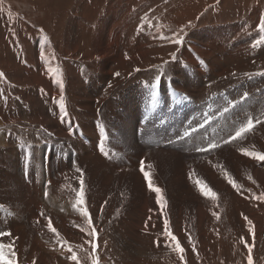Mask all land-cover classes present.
Masks as SVG:
<instances>
[{
    "label": "bare ground",
    "instance_id": "bare-ground-1",
    "mask_svg": "<svg viewBox=\"0 0 264 264\" xmlns=\"http://www.w3.org/2000/svg\"><path fill=\"white\" fill-rule=\"evenodd\" d=\"M112 1L106 14L99 21L98 31L94 33L93 39L90 41L91 52L82 56L94 62L93 65L91 63L90 65L96 66L94 71H98L100 75L96 78L93 76L85 77L83 81L87 84L86 88L82 86L81 89L80 87L81 76L79 75V65L76 63H72L66 68L64 74L66 83L63 82L61 75H56V71H50V69H54L53 66L57 65L56 54L58 51L56 45L51 43L46 37H40L35 42L31 41L28 38L29 36H27L25 43L31 48L23 59L25 62H22L18 67L6 60V51L9 50L6 47L14 46V40L12 41L10 37L7 40L5 38L3 46H0V52L4 56L0 66L3 67L2 69L6 72V75L9 73L11 81L16 85H19L21 82L19 80L24 78L21 84L24 88L22 95L25 101L23 104L28 111L24 108L19 109V112L26 116V118L22 117L26 124L17 130L13 128L8 130L4 124L10 120L7 117H0V126L2 127V130H0V155H3L0 158V162H5L7 169L5 172L3 171L4 178L0 175V232L1 228L5 227L7 228V233L10 232V235L6 236L7 238L5 239L0 236V245L8 246L0 249V264H12L13 261L15 264H49L55 260L62 261L65 247L57 246L53 243L52 240L56 236L57 231L53 233L47 227V224L51 221L53 228H55L58 221L64 222L65 215L60 211L63 203L67 210L73 207L74 204L80 211L84 208V205L77 204V192L80 188L81 177V172L77 171V169L81 170L80 167L83 164H87V167H96V169L112 168L122 180L126 177H131L129 178V188H137L141 192L138 195L137 203H135L137 209H128L122 215V212L119 211V215H121L119 218L120 222L113 225L117 231L111 230L113 232V234L111 232V237L113 238L111 244L114 249L132 251L133 253L135 251H151L150 255H138L139 257L129 253L131 264L175 263V260L172 259L173 255L169 251L176 248L177 241L183 251L194 247L198 249L208 247L212 241L215 244L211 247L214 249L219 247L218 249H220L219 240L221 238L216 234L211 237L212 231L217 229L218 220H223L218 216L220 207L226 209L230 201L236 200L241 205V213H249L251 206L258 205L264 208V199L256 195L249 196L250 189L257 191L259 196L264 195V161L257 158L258 155L264 154V75L261 73L251 78L246 73L248 71H244L245 78L240 80L238 76L243 72V65H239L241 67H239V73L235 76L234 73L238 68L235 63L242 55L233 58L236 53H241L242 48L249 49L252 47L256 43L254 40L255 36L261 35L264 39V29L256 27L259 25V23H256L257 21L252 23L238 22L235 24L234 22L226 23V19L223 18L225 23L217 24L215 20H211L206 29V36L203 37L202 30L199 29V31L193 30L191 32L189 37L193 39L189 43L190 50L188 51L187 47L184 46L179 57L184 62L188 61L187 63H190L193 69L197 70L198 76L195 74L191 77H185L184 75L183 77L181 75L182 72L177 69V65H170L171 76H169L168 80L162 78L155 88L153 85L156 84V81L145 87V84L134 82L135 85L131 84L129 90L122 88L118 93L110 96L116 86L124 85L128 81V77H125L123 72L129 66L136 69L140 58H142L141 55H144V52H135L132 55H128L127 52L132 43L130 35L133 32L131 33L130 31L135 27L139 29L138 25H142L143 17L138 12L139 8L137 6L140 5L141 7L148 3V0ZM221 1L224 6L231 4L234 7L232 0ZM251 1L245 0L244 4ZM254 1L261 3L262 0ZM238 6L239 3H235V7L238 8ZM221 8L222 6H220ZM81 9L82 7H80ZM190 9L189 6H185L178 11L177 15L184 19V13ZM220 11H218V15H220ZM133 12L138 13L134 14L133 19H131L129 14ZM182 22L183 20H181V24ZM103 24H106V26L102 27ZM246 24L250 28H257L256 31L250 32ZM66 28L64 54L70 56L71 53H80L81 45L79 40L81 36L78 33L77 23L69 22ZM128 32H130L129 36H127ZM22 42L21 40L17 44L21 45ZM254 52L256 53V50ZM147 53L145 51L146 55ZM215 53H219L221 58L227 57L230 61L225 63L226 60H223L219 64V61L214 59L216 58ZM179 58L176 63H183ZM255 61L256 59H253V62ZM174 67L176 68L173 69ZM222 68L226 71L225 80L220 76H216ZM37 73L40 74L37 75ZM116 73H119V75L117 76ZM210 74L217 77L214 82L219 87L215 89L212 87L209 93V87H204L202 90L196 89V85L207 84L208 75ZM94 75H96V72ZM114 78L115 82L110 84L109 82ZM251 79H254V87L250 86L247 88ZM61 81L64 85L63 95L64 91H66V85L72 91L71 94H73L75 99L72 107H67L64 100L65 108H60L61 89L59 82ZM229 83L231 85H227ZM232 83L239 84L233 86ZM3 85H6V83L3 82ZM31 86L41 87L40 90L37 89L35 91V88L33 89ZM106 86L111 89L102 93ZM154 92L156 93L155 99H153ZM213 92L214 95L216 94L215 96L212 95ZM100 95L103 100L114 101L113 106L116 111L120 112L123 110L130 113L124 123L121 122L122 124L120 123L121 125L118 126L120 127L119 131L123 133L121 140L112 132L114 127L109 120L111 121L115 116L111 109H107L108 115L106 114V118L99 119V121L96 120L99 111V108L96 107L98 105L96 97ZM178 95L185 97L187 100L181 101L177 97ZM230 97L234 105L228 115H236L239 119L233 125H228L226 129L225 116L227 113L220 111V109L227 108L225 100ZM199 98H203L201 102L203 106L201 107L197 104ZM216 98L219 100L218 102ZM66 100L69 102L67 96ZM128 100L129 102H127ZM34 101L40 107L37 104L34 108L35 111L32 110V112L31 106H34L32 104ZM44 101L45 104L43 103ZM152 103H155L156 106L149 107ZM181 103L184 105L177 106ZM204 103L210 105H205L204 107ZM161 104L165 106L164 110L159 108ZM171 105H173L172 111L168 112L167 107ZM129 107H132V109L130 108V110ZM204 110L206 112H203ZM218 111L224 114L214 121L216 128L213 131L219 134V138L215 142L222 144L217 149L211 150L197 159L188 156L180 159L174 150L176 142L165 145V141L168 139L182 135L183 138L186 137L182 141L185 148H192L197 143L201 147L205 146L206 142L202 143L204 136H210V128L207 126L213 122L209 123L210 116L213 119L215 117L214 114ZM65 112L67 113L66 116ZM42 114H45V119L47 120L46 129L44 128L43 130L48 135L41 133L40 129L37 130V128L32 126V122L36 123L37 121L35 116L41 118ZM146 115L149 119L146 120L144 128L149 126L153 129L163 121L164 116H169L166 124L162 126L164 129L162 130V127L158 128L153 134L152 144L150 143L153 147L149 144L148 139L140 141V136L137 134L144 125L142 117ZM194 115L199 116L196 121L190 117ZM117 116L121 118L120 113H117ZM249 118L256 125L245 133L242 138H237L226 144L223 143L224 139L219 140L221 137L229 135L234 128L233 134L242 124H246ZM96 122H104L100 128L103 137L107 136V139L103 140V151L99 148L101 139L99 124ZM70 129L74 130L72 134H70ZM161 131L166 132L165 134L169 135L170 138L155 139V135L160 137ZM49 134L58 139L60 143H63L61 148L56 150ZM195 134L200 135L201 139L196 140ZM70 136H73L74 139L73 143L68 144V141L72 142V140H69ZM46 141L49 146L46 167L45 165H40L35 175L25 176V171L16 166L17 160L22 157H35L39 160ZM124 147L129 150L135 148V153L131 154L124 151ZM114 150L118 153H114ZM249 153H255L257 156ZM141 161H144L145 171L150 174L154 187L161 189V195L165 198L163 207L157 203L155 192L149 189L148 180L141 173H137L141 171L139 170ZM57 170H59V173ZM133 171H136L135 177ZM103 173L106 172L103 171ZM108 177H105V179ZM229 177L240 186L239 191L229 183ZM86 178H88V175ZM47 180H49L48 186L45 185ZM95 180L98 179L95 178ZM122 180L120 183L116 181L117 183L113 184L111 182L113 188L96 183L93 186L95 189L90 187L89 191H87L89 199L95 195L100 196L99 201L95 198L96 201H93L94 206L92 208H90L91 206L87 207L93 221L92 226H96V231L100 233V240L96 239L98 244H101L102 236L106 231V227L102 230L99 225V217L102 210L112 212L115 209L111 204V202L115 201L110 200L112 198L110 194H113L115 188L120 186L121 183H127ZM196 181H201L203 187L216 195L214 197L205 195L201 190L202 185L197 184ZM4 187L8 188L4 190ZM85 187L86 182L84 181V189ZM123 188L125 189V187ZM109 196L110 199H108ZM243 202L252 204L244 208L242 207ZM115 203L114 205H116ZM116 208L119 209L118 207ZM133 211L137 212L132 214ZM81 215L83 213L79 216L84 217ZM108 218L109 215H106V219H102L101 225L105 224L106 226ZM87 219L86 217L85 220ZM165 219L168 220V227L172 230L171 233L176 237V241H172L170 244L163 241V237L166 236L163 234ZM249 227L251 230L256 231L255 223H252ZM123 228L130 232L123 231ZM65 229L69 234L68 236L81 234V231L77 228L66 226ZM242 235L240 233L239 237H242ZM192 237L198 238L200 243L196 245L192 243L190 241ZM208 237L209 242H205L204 239ZM217 237L218 243L216 244ZM144 238L149 239L145 241ZM161 251H166V253H161ZM12 253H15V255L13 256Z\"/></svg>",
    "mask_w": 264,
    "mask_h": 264
},
{
    "label": "rangeland",
    "instance_id": "rangeland-1",
    "mask_svg": "<svg viewBox=\"0 0 264 264\" xmlns=\"http://www.w3.org/2000/svg\"><path fill=\"white\" fill-rule=\"evenodd\" d=\"M244 1L245 0L243 1L242 0H232V4L234 3V7L231 6V4H226V6H224L221 0H148V3L146 5H143L145 7L143 6L140 7V5H138L137 6L139 8L138 12L140 13L141 17H143L142 22H141L142 25L141 26L138 25L139 29L135 27L132 29V31H130L131 33L133 32L130 35L132 38L131 39L132 43L130 44L127 54L132 55L135 52H144V55H141L142 58H140L139 65L137 66L136 69H134L132 66H129L128 69H126L123 72L124 73L123 75L125 77H128V81L124 85L116 86L115 89H113L111 93L112 95L110 96H113L115 93H118L122 88L129 90V88L131 87V84L135 85L134 82L142 83L143 85L145 84L144 87L148 86V84L150 85L151 82L152 83L155 82V78L158 75L161 76V79L166 78L168 80L169 76H171V73H170L171 67H169L170 65H173V66L177 65L176 66L177 69L183 73V74L181 73L182 76L184 75L185 77H191V76H194L195 74L198 76V74L196 73L197 70L193 69L192 65L190 63H187L188 61L184 62L182 58H179L181 51H182L181 49L184 46L187 47L188 51L190 50L189 43H190V40H192L193 38H190L189 35H191V32L193 30L195 31L198 29L202 30V36L204 37L206 36V33H207L206 29L208 28V24H210L211 20H215V23L217 24H223L225 23L223 22L224 20L223 18L226 19V23L234 22L235 24H237L238 22L252 23L253 21L254 22L257 21L256 23H259V21L261 20L259 25H257L256 27L257 28L260 27L264 29V27H261L262 23H264V0H262L261 3H258L252 0L251 2L247 4H244L245 3ZM112 2H113L112 0H0V46L1 45L3 46L5 38L7 40L8 37H10L12 41L14 40L13 42H15L14 46H10L9 48L6 47V49L10 50V51L9 50L6 51L7 53L6 60L9 61L10 64L16 65L15 67H18L20 64H22V62H25L23 61V59L26 53H28L31 48V47H28L27 44L25 43V39H27V36H29L28 38H30L31 41H35V42L38 41L40 37H46L51 41V43L56 45V48L58 51V53L56 54L57 65L53 66L54 69H57L56 75H59V76L61 75L63 77L62 78L63 82L66 83V77L64 76L66 72V68L70 64L76 63L77 65H79V75L81 76L80 77L81 78L80 87L81 89H82V86H84L83 88H86L87 84L83 81L85 77L93 76L96 78V77H99L100 75L98 71H94V68H96V66H91L94 64V62L89 59H85L82 56L87 55L91 52L92 46H91L90 41L93 39L94 33L98 31L97 28L99 26L98 25L99 21L104 17V15L106 14ZM235 3H239L238 8L235 7ZM185 6H189L191 9L184 13V19H182L177 15V13L180 9H182ZM220 6H222L221 9H220ZM80 7H82L81 10H80ZM242 7H245V8H242ZM83 8L85 9L83 10ZM219 10H221L220 15H218ZM136 13L134 12L130 13L129 18L133 19L132 17ZM75 18H77L78 20L77 19L75 20ZM181 20H183L182 24H181ZM78 21L80 24L78 23ZM69 22L77 23L78 33L81 36L79 40L80 45H81V48H80L81 52L76 53V54L71 53L70 56L67 54H64V49H63L64 48V34H65V31L67 29L66 27ZM83 25L84 27H82ZM105 26L106 24H103L102 27H105ZM257 28L249 27V31L253 33L254 31H256ZM130 32L127 33V36H129ZM151 33L152 35L150 36ZM236 33H237V30H236ZM175 36L184 37V41L182 45H176L171 42L175 38ZM21 40L23 41L22 44L18 45L17 43L21 42ZM254 40L264 41L263 36L261 35H258V37L255 36ZM201 41L203 43L202 39ZM255 50H256V53L254 52ZM145 51L148 52L147 55L145 54ZM240 52L241 53H236L233 57V58H236L237 56L242 55L239 58V60L235 63L238 68L235 70L234 76L237 73H239V69L241 68L239 65H243L242 67L243 72L239 74L238 76L240 80L245 78L244 71L245 72L248 71L246 73L251 78L261 73L264 75V43H260L256 45V47L252 46L249 49L244 47V49L242 48ZM173 53H175L177 56L175 57V59L172 58ZM215 55H216V58L214 59L219 61V64H221L223 60H226L225 63H228L230 61V59H227V57H224V58L219 57V53H215ZM2 57L4 58V56L0 52V64L3 61ZM178 58L183 63L177 64L176 61ZM253 59H256V61L253 62ZM176 67H174L173 69H175ZM2 68L3 67L0 66V73L4 72L3 73L4 76L0 77V117L2 118L7 117L10 120L8 123L4 124L8 130H11V128H13L14 130H17L18 128H21L22 125L26 124V121H23V118H26V116L23 115L21 112H19L20 108L21 109L24 108L25 110L27 109V107L24 106L23 104V102L25 101L22 95V93L24 92V88L21 85L23 83L24 78L22 80H19L21 81L19 85L18 84L16 85L13 81H11V77L10 75H8L9 73L6 75V72ZM214 70L217 72L216 69ZM250 70H252L253 72ZM254 71L255 72L258 71V72L255 73ZM95 72H96V75H94ZM39 74L40 73H37V75ZM225 74H226V71L225 69L222 68L219 70L216 76L218 77L220 76L221 78H223V80H225ZM210 75H208L209 80L207 84L196 85V89L202 90L204 87H209V90H208V93H209L211 92L212 87L214 89L218 88L219 85L216 84V82H214V79H216L217 77L212 74ZM3 82H5L6 85H3ZM114 82H115V78L109 83L113 84ZM232 84L234 86L239 83H232ZM227 85H231V84L229 83ZM250 86H252V88L254 87V79H251L249 81L247 88H249ZM31 87H33V89L35 88L34 90L37 91V89L40 90L41 86H35V87L31 86ZM220 88H224V87H220ZM110 89H109V86H106L105 89L102 91V93H105L106 91ZM71 92L72 91H70V89L66 85V91H64L63 96L67 104V107H72L73 106L72 103L75 101L73 94H71ZM212 95L215 96L216 94L214 95V92H213ZM212 95L211 97H213ZM66 96L69 102L66 100ZM177 97H179L181 101L187 100L185 97L181 95H178ZM231 97L225 100V102L227 103V108L220 109V111H225L227 113V115L225 116L226 117V129L228 125L230 124L233 125L239 119L236 115H228L230 113V109L234 105L232 103ZM28 100L30 104L31 103L30 98ZM202 100L203 98H199V100L197 101V104L199 107L203 106L201 104ZM216 100L217 102L219 101L217 98ZM96 102H98V105L96 107L99 108V111L96 116V120L99 121V119L101 120V119L106 118L108 115L107 109H111L114 112L115 118L113 117V119L111 121L109 120V122L113 125L115 129L112 128L113 130L112 129L110 130H112L113 134L117 138H119V140H121L123 133L119 131L120 127L118 126L124 123V120L129 117L130 113L124 112L123 110H121L120 112L116 111V109L113 106L114 101H108L106 99L103 100L101 95L96 97ZM127 102H129V100ZM35 103H36L35 101L32 103L34 104V106H31V111L32 110L35 111L34 108L38 104V103L36 104ZM43 103L45 104V101ZM182 105L184 104L181 103V104H178L177 106H182ZM205 105H210V104L204 103V107ZM38 106L40 107L39 104ZM155 106L156 104L152 103L150 104L149 107H155ZM164 107L165 106L163 104L159 106L161 110H164L165 109ZM130 108L132 109V107H129V109ZM172 108H173V105H171L170 107H167V111L171 112ZM203 112H206V111L204 110ZM117 113H120L121 118L117 116ZM223 114H224L223 112L218 111L217 113L214 114L215 117L213 119L210 116L209 123L213 121L211 124L207 126L210 128L209 130L210 136L208 135L204 136L205 138L202 143L206 142V145L203 147H206L208 143H211L219 138V134H216L213 131V129L216 128L214 125V121L220 118ZM45 117H46L45 114L44 115L42 114L41 118H38L35 116L37 121L36 123L32 122V126L37 128V130L40 129L39 131L43 134H47L43 130L44 128L46 129V126H47V120L45 119ZM190 117L193 118L194 121H196L199 118L198 115H194ZM148 119L149 118L147 115L142 117L144 125L141 127L140 131L137 132V134L140 136V141H144L148 139V142L150 144L154 136L153 134L155 133L156 129L161 128L163 125H165L167 120L169 119V116H164L163 121L159 123L158 126L154 129L149 126L144 128L146 124V120ZM96 123L99 124L100 139H102L103 135L100 131V128H101L102 123L104 122H96ZM254 125L256 124H253V126ZM163 129L164 127H162V130ZM0 130H2L1 126H0ZM232 131L229 135L223 136L219 140H223V139L227 140L230 135L234 136L235 132L232 134ZM165 133L166 132H162V134H160V137L155 135V139H158V138L162 139L165 137L170 138V136L166 135ZM49 137H51L50 138L51 141L53 140L52 143H54L56 150L62 147V144H63L62 142L60 143V141L54 138L51 134H49ZM70 137H69V140H72V142L68 141V144L73 143L74 137L73 136H70ZM172 138L173 139H168L167 141H165V145H170L176 142V145L174 146V150H175V154L179 155L180 159H182V157L184 156L197 159V158H200L203 154L209 152V151L207 152L196 151L197 147H201L200 145H197L199 143L195 144L192 148H185L184 145L182 144V141H184L183 139H185L186 137L183 138L182 135H177ZM195 139L196 140L201 139L200 135L195 134ZM219 145H222V144H219ZM126 148L127 147H124V151L129 152L131 154L135 153V148H133L132 150L130 149L131 151ZM48 151H49V146H48V142L46 141L42 149L39 160L35 157L34 158L22 157L19 160H17L16 166L20 167L21 169L25 171V176H33L38 171V167L40 165H45L46 167ZM113 152L118 153L116 150H114ZM2 157L3 155H0V158ZM87 166H88L87 164H83L82 167H80V169L82 170L80 172L84 178V181L86 182V187L84 189V192H85L84 207L87 208L91 206L90 208H92L94 206V202L96 201V199L97 201L100 200L99 198L100 196L95 195V196H92L91 199H89L87 191H89L90 187L92 189V187L96 185L97 183L98 185L107 186L109 188L112 185L111 182L113 179H114L112 182L113 184L117 182L120 183L122 179H120V176L118 175V173H116L112 168L111 169L104 168L105 169L104 170L103 168L96 169V167H91V166L87 167ZM61 167H62V164H61ZM6 170H7L6 163L0 162V173H1L0 175H2L3 178H4V172ZM103 171L106 173H103ZM57 172L59 173V170H57ZM137 173H141L143 175V172L141 171ZM105 174L107 175L105 176ZM108 174H110L109 177H108ZM133 174L135 177L136 171H133ZM87 175H88V178H86ZM102 175L104 176V179ZM105 177H108V178L105 179ZM95 178L98 180H95ZM129 178L131 177H128V178L126 177L125 179L122 180L123 182L125 181L127 183H124V184L121 183L120 186H117V187L114 186L116 187L115 191L113 192V194L111 193L110 195H112L111 196L112 198L114 196L113 199L115 200H113L112 198L110 199V196L108 197V199L116 202V203L111 202V204L115 207V209H117L116 207H118L119 209L117 210L114 209L112 212H108V210H102V213L99 217L98 223L100 222L99 225L101 226L102 230L106 227L105 234H103L102 236L103 240H101V244H98V240H100L99 239L100 233H98V231H96L97 235L95 237H92L89 235V232H91L92 230V226L90 227L88 225L87 220H85L86 217L84 215H81L84 217L79 216L82 213L80 210H78L77 206L74 204L73 207L67 210L66 206L63 203V206H61L60 211L62 214L65 215V220L64 222L58 221L57 225L55 226V229L57 233L59 234V238L56 235L52 241L57 246L65 247V250L63 251L64 257H62L61 262H59L58 260H55V261H51L49 264H76L75 261H72L69 258L72 254L68 250L69 248H71L72 251L76 253L78 260H79V264H92L93 257L98 259V264H118V263L131 264L130 254H133L136 257L138 255L139 256L150 255L151 251H145V252L135 251L134 253L132 251H118L114 249V247L111 244L113 240V238L111 237L113 232L111 230L113 229L117 231L113 227V225L116 223L118 224L120 222L119 218L123 214V212L127 211L128 209H137L135 203H137L138 195H140L141 192L137 188H129L128 186L130 182ZM48 184H49V180L45 182L46 186H48ZM123 187H125V189ZM5 188L7 189L8 187H4V190H6ZM93 188L95 189V187ZM110 188H113V186H111ZM123 189H124V192H123ZM255 195L257 197H261L262 199H264V195L259 196L257 194V191L250 189L249 196H255ZM122 200L124 201V203H122L123 202ZM119 201L120 203H118ZM114 203L116 205H114ZM122 204L123 206H121ZM250 204L252 203L243 202L242 207L246 208ZM123 208H124V211H123ZM240 209H241V205L236 200L230 201L226 209H222V207H220L218 211V216L221 217L223 220L221 219L218 220L217 229L213 230L211 233V237H214V235L216 234L217 236L221 238V240H219L221 244L220 249H218L219 247L215 249L211 247L212 245L215 244V242L213 241L208 247H201L200 249L194 247L190 250L185 249L183 252H180L176 248H173L172 250L174 251H172L171 249H170L171 251H169V253L173 255L172 259L175 260L174 261L175 263H172V264H249V261H248L249 255H251L252 257V264H264V208H261L258 205L251 206L249 213L247 212L241 213ZM119 211L122 212L121 215H119L120 214ZM115 212H117L116 215H115ZM135 212L137 211H133L132 214H135ZM139 214L141 213L139 212ZM106 215H109L108 222L106 223V226L105 224L101 225L102 219H106ZM245 217H247V220L245 219ZM248 220H251L252 223L256 224V231H253L250 229L249 224L247 222ZM77 222H80V223H77ZM66 226L79 229L81 231V234L80 235L73 234L71 236H68L69 234L66 231L67 228L65 229ZM81 226L83 227L82 229H81ZM94 228L96 230V226H94ZM122 230L127 233L130 232L126 228H123ZM168 231L172 232V230L169 227H168ZM1 232L7 233V228L6 227L3 229L1 228ZM240 233L243 234L242 237H239ZM163 234H165V230L163 231ZM2 237L4 239L7 238L6 236H2ZM148 239L149 238H144L145 241H148ZM163 241L165 243L170 244L172 243L173 240H171L168 236H164ZM190 241L192 243H195V245L200 243L199 239L196 237L195 238L192 237ZM204 241L209 242V237L205 238ZM90 242L95 243L96 245L95 252H93L92 243ZM217 243H218V237H217L216 244ZM100 246H102L101 249H100ZM249 248H251V252H249ZM161 253L165 254L166 251L165 252L161 251ZM181 256H183V260H181L180 258ZM142 264H145V263H142ZM164 264H171V263L167 262Z\"/></svg>",
    "mask_w": 264,
    "mask_h": 264
},
{
    "label": "snow or ice",
    "instance_id": "snow-or-ice-1",
    "mask_svg": "<svg viewBox=\"0 0 264 264\" xmlns=\"http://www.w3.org/2000/svg\"><path fill=\"white\" fill-rule=\"evenodd\" d=\"M261 27H264V23H262ZM183 41H184V37L183 36H175V38L171 42L174 43V44H176V45H182L183 44ZM260 43H264V41H256V43L253 46H256V45H258ZM175 57H176V54L173 53L172 54V58L175 59ZM137 70H139V69H137ZM50 71H57V69H50ZM116 75L118 76L119 73H116ZM3 76H4V74L3 73H0V77H3ZM160 80H161V76L158 75L155 78L156 84L153 85L154 88L159 84ZM59 83H60V89H61L60 108L61 109H64L65 108L64 99H63V88H64V85H63L62 81L59 82ZM155 95H156V93L154 92L153 93V99H155ZM66 115H67V113L65 112V116ZM257 122H259V121H257ZM252 127H253V120L251 118H249L247 120V123L246 124H242L238 129H236L234 136L230 135L227 140H224L223 141V143H225V144L226 143H230V142H232L233 140H235L237 138H242V136L245 133H247L250 129H252ZM73 131L74 130L70 129V134H72ZM104 139H107V136H104L101 139V142L99 144V148H100L101 151H103V140ZM219 146L220 145L217 142L213 141L211 143H208L206 147H197L196 148V151H198V152H207V151L213 150V149H215V148H217ZM249 154L250 155H253V156H257V154H255V153H249ZM257 158L260 159V160H262V161H264V154L258 155ZM140 170H141V172H143V175H144L145 179L148 180V187H149V189H151L152 191L155 192L157 203L160 204L161 207H163L164 204H165V198H164L163 195H161V189L159 187H154V185L152 183V180L150 178V174L147 171H145L144 161H141ZM77 171H81V170L77 169ZM196 183L202 185V182L201 181H196ZM229 183H231L232 186L239 191L240 186L237 185L230 177H229ZM201 190L204 192L205 195H211L213 197L216 195L214 192H211L210 190H208L205 187H203V185L201 187ZM45 195H47V193H45ZM77 197H78L77 204L78 205H84L85 204V192H84V181H83L82 174H81V177H80V188H79V191L77 192ZM81 211H82L83 215L88 218L87 219L88 225L89 226H92L93 225V221H92V219L90 217V214L88 212V209L86 207H84V208L81 209ZM41 215H43V213H41ZM245 219L247 220V217H245ZM247 222H248V224L250 226L252 225V221L251 220H248ZM164 224H165V234H166V236H168L171 240L176 241V237L171 233V231H168V220L167 219H165ZM47 227L53 233H56V229L53 228L51 221L48 222ZM8 235H10V233L0 232V236H8ZM56 235L59 238V234L56 233ZM89 235L92 236V237H95L97 235L94 226H92V230H91V232H89ZM60 239H62V238H60ZM90 243H92V242H90ZM5 247H8V246H6V245H0V249L5 248ZM175 247H176V249L178 251L183 252V249L180 247V244H179L178 241H177ZM95 249H96V245H95V243H92V250H93V252H95ZM68 250L72 253L69 258L72 261H75L76 264H79V260H78V257L76 255V253L74 251H72L71 248H69ZM249 252H251V248H249ZM12 255L14 256L15 253H12ZM180 258H181V260H183V256H181ZM248 261H249V264H252V257H251V255L248 256ZM12 264H15V262L13 261ZM92 264H98V259L95 258V257H93L92 258Z\"/></svg>",
    "mask_w": 264,
    "mask_h": 264
},
{
    "label": "crops",
    "instance_id": "crops-1",
    "mask_svg": "<svg viewBox=\"0 0 264 264\" xmlns=\"http://www.w3.org/2000/svg\"><path fill=\"white\" fill-rule=\"evenodd\" d=\"M261 22V20L259 21V23Z\"/></svg>",
    "mask_w": 264,
    "mask_h": 264
}]
</instances>
